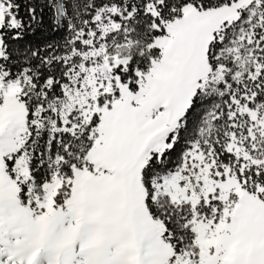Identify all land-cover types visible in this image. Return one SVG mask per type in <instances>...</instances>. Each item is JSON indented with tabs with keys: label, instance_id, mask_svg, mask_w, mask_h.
<instances>
[{
	"label": "snow or ice",
	"instance_id": "6c2138e0",
	"mask_svg": "<svg viewBox=\"0 0 264 264\" xmlns=\"http://www.w3.org/2000/svg\"><path fill=\"white\" fill-rule=\"evenodd\" d=\"M0 264H264V0H0Z\"/></svg>",
	"mask_w": 264,
	"mask_h": 264
},
{
	"label": "trees",
	"instance_id": "16d2710c",
	"mask_svg": "<svg viewBox=\"0 0 264 264\" xmlns=\"http://www.w3.org/2000/svg\"><path fill=\"white\" fill-rule=\"evenodd\" d=\"M42 38H43V35L40 32H38L37 36L35 37V39L40 40Z\"/></svg>",
	"mask_w": 264,
	"mask_h": 264
}]
</instances>
